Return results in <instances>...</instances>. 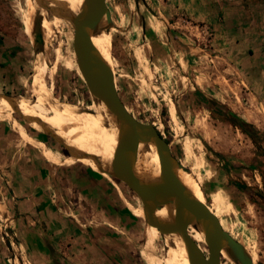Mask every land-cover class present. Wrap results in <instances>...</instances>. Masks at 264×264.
<instances>
[{
  "label": "rangeland",
  "instance_id": "374dc122",
  "mask_svg": "<svg viewBox=\"0 0 264 264\" xmlns=\"http://www.w3.org/2000/svg\"><path fill=\"white\" fill-rule=\"evenodd\" d=\"M221 1L214 0V12L194 13L191 0H106L111 21L103 16L97 26L108 40L115 84L128 111L155 125L169 143L172 156L197 181L221 227L243 245L254 264H264V88L259 87L258 80L248 77L247 68L256 63L254 52L234 45L217 13ZM84 2L67 0V6L78 14ZM238 4L244 9L254 8L252 16L264 19V0H240ZM36 9L31 15L27 0H0V47L7 37L13 49L11 70L0 72V94L29 96V84L32 92L36 89L31 73L35 56L40 53L49 66L57 62L54 73L45 76L47 83L53 84L54 94L76 109L84 105L97 123L103 117L102 108L77 67L73 27L62 19L55 31L46 36L41 25L43 15L52 19L54 14L39 5ZM152 12L163 21L164 44L146 22L152 16L156 18ZM28 15L33 21L29 34L23 24ZM90 41L96 45L91 38ZM156 48L164 52L161 61L157 60ZM233 50L239 51L240 57L245 52V57L241 61L235 59ZM256 60H264L263 51ZM50 114L54 116L52 111ZM13 116L27 123L26 128L24 121L17 118L29 134H45L27 112ZM55 140L67 151L66 156L61 154L63 159L78 155L75 149ZM206 170L209 179H220L226 186L221 192L227 205L222 214L202 186ZM96 177L119 194L117 203L128 219L124 225L113 224L111 231L106 232V243L96 244L101 249L116 247L126 252L127 257L113 256L115 264H129L131 258L145 264L140 250L151 240L153 227L128 206L143 210L139 197L113 175L97 172ZM0 204V264H38L50 249L42 248L40 255L32 246H26L25 239L12 227L13 214L6 191H0ZM191 238L207 256L206 245ZM154 252L170 264L175 248L166 232L156 241ZM230 259L221 255V264H238Z\"/></svg>",
  "mask_w": 264,
  "mask_h": 264
},
{
  "label": "crops",
  "instance_id": "0c3cea01",
  "mask_svg": "<svg viewBox=\"0 0 264 264\" xmlns=\"http://www.w3.org/2000/svg\"><path fill=\"white\" fill-rule=\"evenodd\" d=\"M191 1L194 13L214 12L212 7H217L214 0ZM239 1L222 0L217 13L221 14L234 45L254 52L252 57L256 63L247 68L248 77L258 80L259 87L264 88V60L258 63L256 60L264 52V19L259 20L256 14L253 17L254 8L244 9ZM146 22L152 25L154 33L160 35L159 40L164 44L163 21L152 16ZM11 51V42L5 37L0 47L1 73L11 70ZM155 53L157 60L161 61L164 52L156 48ZM243 54L240 57L239 51L233 50L232 56L241 61L245 52ZM164 68L168 75L167 65ZM34 137L66 156L65 147L49 135ZM208 173L206 170L202 186L222 214L227 205L221 192L226 186L220 179H209ZM96 174L97 171L80 161L56 163L44 150L23 140L11 127V121L0 120V191H6V200L13 214L12 227L25 239L27 247L30 245L35 249V253L41 255L42 248L50 249V246L53 249L49 250L48 256H41L38 264H55L56 260L65 264H115L114 255L127 257L123 249L109 248L110 254L108 249L97 245L107 242L106 232L111 231L113 224L124 225L128 219L117 203L119 194L104 181L97 180ZM69 200L74 204L71 208L67 206ZM96 238L98 241H94ZM128 262L140 264L133 258Z\"/></svg>",
  "mask_w": 264,
  "mask_h": 264
},
{
  "label": "bare ground",
  "instance_id": "6f19581e",
  "mask_svg": "<svg viewBox=\"0 0 264 264\" xmlns=\"http://www.w3.org/2000/svg\"><path fill=\"white\" fill-rule=\"evenodd\" d=\"M27 2L31 15L34 13L33 11L37 10L38 5L43 10L44 8H48L53 12L54 16L52 19L46 17L44 13L41 21L46 36L55 31L56 26L62 19L66 20L73 27V20L78 15L77 13L70 12V8L67 6V0H27ZM41 14H43L42 11ZM31 15H28L23 20L27 34L30 33L33 22L30 18ZM90 38L97 45H93L94 48L103 56L114 74V61L108 40L102 29L96 25L90 34ZM56 64L53 63L49 66L47 60L40 53H37L34 59V70L32 74L36 80V89L32 92L29 84V96L22 94H0V120H10L13 129L23 140L44 150L56 163L71 164L77 161H83L99 173L106 176L107 173L112 175L113 153L115 145L122 133L120 122L108 113L102 105L103 117L96 123L93 120L92 114L84 105L76 109L66 102L61 101V98L53 92V84L47 83L45 78L48 72L54 73ZM23 111L28 113L29 117L42 132L75 149L78 155H74L75 158L73 159L71 157L74 156L63 159L59 151L46 146L43 142L26 132L22 123L13 116L14 113L19 115ZM51 111L54 113V116L50 114ZM126 154L131 160L139 186L153 184L162 180L159 159L155 154L152 143L149 141H139L135 148L127 147ZM175 166L185 191L205 203L202 190L197 181L186 173L182 167L176 164ZM128 206L130 209L137 211L145 220L144 212L139 211L133 205L128 204ZM0 209H3L1 204ZM154 216L159 222L172 223V204L164 201L160 207L155 208ZM151 226L153 227L151 230V240L143 244L140 255L145 264H166L164 258H160L154 252L155 243L162 232L155 225ZM166 233L175 248V253L170 260V264H190L181 234L175 231ZM188 233L197 242L205 244L204 232L200 224L195 220L189 223ZM221 255L228 260L230 259L227 248L221 250Z\"/></svg>",
  "mask_w": 264,
  "mask_h": 264
},
{
  "label": "water",
  "instance_id": "95a60500",
  "mask_svg": "<svg viewBox=\"0 0 264 264\" xmlns=\"http://www.w3.org/2000/svg\"><path fill=\"white\" fill-rule=\"evenodd\" d=\"M103 16H106L108 22L111 21L106 0H85L81 11L73 20L72 45L77 67L96 103H100L108 113L117 118L122 126V133L113 153L112 175L139 197L147 223L155 225L162 233L175 231L181 234L190 264H220L223 248H227L230 258L236 263L254 264L243 245L221 227L207 204L185 191L175 164L185 167L172 156L169 143L155 125L149 120L133 116L121 100L111 68L90 41L91 32ZM139 141L153 144L162 175V180L145 186H139L131 160L126 154V148H135ZM164 201L173 206L172 223L159 222L154 216L155 208L160 207ZM192 220L198 222L204 232L207 256L189 236L188 226ZM7 244L10 246L9 241ZM49 248L53 251L51 246ZM55 264L59 263L55 261Z\"/></svg>",
  "mask_w": 264,
  "mask_h": 264
},
{
  "label": "built area",
  "instance_id": "2783aa9c",
  "mask_svg": "<svg viewBox=\"0 0 264 264\" xmlns=\"http://www.w3.org/2000/svg\"><path fill=\"white\" fill-rule=\"evenodd\" d=\"M67 206H69L71 208L72 206H74V204L71 200H69V201H67ZM69 214L72 215L73 217H75V214L72 211H69Z\"/></svg>",
  "mask_w": 264,
  "mask_h": 264
},
{
  "label": "trees",
  "instance_id": "16d2710c",
  "mask_svg": "<svg viewBox=\"0 0 264 264\" xmlns=\"http://www.w3.org/2000/svg\"><path fill=\"white\" fill-rule=\"evenodd\" d=\"M17 118H18V119H21L22 121H24L22 118H19V117H17ZM23 124H24L25 127H26V126L29 127L25 121H24ZM27 127H26V128H27ZM65 153H66V155H67V151H66V150H65Z\"/></svg>",
  "mask_w": 264,
  "mask_h": 264
},
{
  "label": "flooded vegetation",
  "instance_id": "af4514ba",
  "mask_svg": "<svg viewBox=\"0 0 264 264\" xmlns=\"http://www.w3.org/2000/svg\"><path fill=\"white\" fill-rule=\"evenodd\" d=\"M132 211H134V213L136 214V213H138L137 211H135V210H133V209H131ZM142 212H144V210H141Z\"/></svg>",
  "mask_w": 264,
  "mask_h": 264
}]
</instances>
